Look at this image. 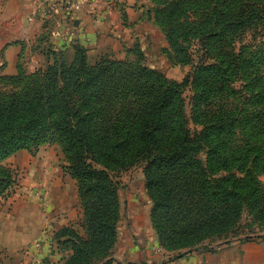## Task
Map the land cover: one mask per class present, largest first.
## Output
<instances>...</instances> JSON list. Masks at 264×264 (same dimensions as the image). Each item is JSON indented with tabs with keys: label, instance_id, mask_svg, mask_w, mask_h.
I'll list each match as a JSON object with an SVG mask.
<instances>
[{
	"label": "trees",
	"instance_id": "trees-1",
	"mask_svg": "<svg viewBox=\"0 0 264 264\" xmlns=\"http://www.w3.org/2000/svg\"><path fill=\"white\" fill-rule=\"evenodd\" d=\"M160 2L156 22L170 47L197 38L217 60L195 67L192 75L196 89L192 118L207 124L199 136L186 125L180 101L184 84L167 82L142 65L141 54L134 63L101 57L89 65L84 47L75 45L69 64L62 50L55 51L43 68L26 72L17 67L15 74L0 77L13 85L0 95V201L12 195L17 183L16 173L4 160L22 149L35 153L43 144L59 145L64 171L75 180L82 231L71 225L53 233L59 249L69 252L58 264L110 263L107 256L119 212L111 172L137 162L146 164L159 246H190L234 219L236 179L228 181L230 189L212 191L221 186H204V170L196 155L206 147L209 172L239 164L228 158L233 153L225 154L240 124V91L234 81L243 79L244 89L253 91L263 85L264 76L258 60L237 61L233 43L249 26L264 21V0ZM261 97L264 89L248 100L252 104ZM198 185L203 186L201 192ZM200 194L206 204L202 207Z\"/></svg>",
	"mask_w": 264,
	"mask_h": 264
},
{
	"label": "rangeland",
	"instance_id": "rangeland-1",
	"mask_svg": "<svg viewBox=\"0 0 264 264\" xmlns=\"http://www.w3.org/2000/svg\"><path fill=\"white\" fill-rule=\"evenodd\" d=\"M160 1L162 0H144L141 3L140 7L145 17L141 28H128L130 24H128L127 14L125 11H120L121 24L127 29H121L117 37L108 34L94 48L88 45L81 46L85 49L86 60L89 65H94L101 57L118 62L134 63L139 60L138 56L140 57L139 54H141L140 62L142 65L144 64L148 69L156 71L167 82L184 84L181 87L180 101L186 125L192 135L199 136L202 131L204 132L207 124L196 122L192 118V102L196 94L192 75L195 67L214 64L217 60L213 54L207 52L197 38H190L186 42H176L174 47H170L164 32L156 22L155 10L161 6ZM42 2L44 3L45 1ZM19 9V0H0V77L15 74L17 67L26 72L43 68L47 62L52 61V53L55 51L62 50L63 59L68 64L74 60L75 46L72 52H67L65 49L53 47L50 42L48 43V40H50L48 39V33L51 30L46 27L49 23L46 19L51 17L52 9L49 16H40L44 21L43 25L45 27L42 34L33 32L29 26L36 19L29 20L26 15L23 16L19 12ZM68 18L67 25L70 23L73 25V18L69 16ZM62 35L63 29L59 33L60 41H62ZM123 38L125 40L130 38L131 42L128 46L123 44ZM10 44L20 45V52L15 71L13 73H4L2 71L4 62L3 50ZM41 46H44V48ZM98 47L102 50H97ZM233 47V52L239 55L237 57L238 62L251 59L253 61L258 60L257 67L261 75L264 76V21L257 23L252 28L249 26V29L238 35L234 40ZM180 59L183 62H179ZM234 85L240 91L241 112L237 114L240 124L236 128L231 142L226 144L225 154L233 153L234 155L228 158L237 159L239 164L223 166L213 172H209L207 169L206 147L203 146L196 155L199 166L204 170L203 175L207 182L204 186H214L216 184L219 187L221 186V188H212V191L218 193L225 187L230 189L228 181L236 179V188L232 191L234 193V200H232L234 219L226 227H220L215 232L207 233L190 246L161 247L158 243V232L152 224L151 212L153 203L146 187L145 162H137L128 168L115 169L111 172L113 182L116 183L119 206L117 224L122 215L121 197L126 198L130 190H142L145 200L150 205L149 218L151 229L157 242L156 252L167 253L168 260H175L192 253H223L225 255L223 262L228 257L229 264L261 263L258 245L264 243V98L254 99L252 104L248 98L253 94L255 98L260 96L261 89H264V83L257 86L253 91L244 89L246 82L243 79L235 80ZM12 87L11 83L0 79L1 96L9 93ZM252 116H254L253 120ZM240 117L243 121H241ZM242 123L246 126H242ZM43 146L57 147L56 149L60 153L62 162V170L64 171V154L59 145L46 143L40 147ZM221 155H224V153ZM254 183L256 186H254ZM197 189L201 192L203 186L198 185ZM198 197L200 198L198 206H205L206 204L203 202L205 199L204 195L200 194ZM117 239L118 229L114 243L108 252L107 257L110 258V263L107 264L112 262L111 255Z\"/></svg>",
	"mask_w": 264,
	"mask_h": 264
},
{
	"label": "crops",
	"instance_id": "crops-1",
	"mask_svg": "<svg viewBox=\"0 0 264 264\" xmlns=\"http://www.w3.org/2000/svg\"><path fill=\"white\" fill-rule=\"evenodd\" d=\"M42 1L52 9L51 17L46 19L49 21L46 27L51 30L47 32L48 43L67 52H72L75 45L94 48L108 34L117 37L121 29H127L121 24L120 11L127 14L128 28H141L145 21L140 7L144 0H72L75 3L71 16L74 34L69 42H63L59 40V33L69 18L58 3L19 0V12L28 17L36 6L43 4ZM36 16L29 26L33 32L42 34L44 21ZM123 39V44L128 46L130 38ZM97 50L102 49L98 47ZM19 52L20 45L15 44L3 50L4 73L15 71ZM56 148L43 146L35 153L22 149L4 160V164L16 173L17 183L12 195L0 201V264H58L69 252L59 249L52 240L53 233L71 225L82 231L78 227L82 209L75 180L62 170ZM121 199L122 215L117 224L118 239L111 264H229L228 257L223 262V253H192L168 260L167 253L156 252L150 205L142 190H130L127 197ZM36 242L40 243L39 248L34 247ZM258 248L264 264V243Z\"/></svg>",
	"mask_w": 264,
	"mask_h": 264
},
{
	"label": "built area",
	"instance_id": "built-area-1",
	"mask_svg": "<svg viewBox=\"0 0 264 264\" xmlns=\"http://www.w3.org/2000/svg\"><path fill=\"white\" fill-rule=\"evenodd\" d=\"M52 1L58 3L60 5V7L62 8V10L65 12V14H67L70 18H72L71 17L72 11L75 8V3H73L72 0H52ZM50 13H51L50 7L46 6L45 3H43V4L36 6L35 9L33 10V12L31 13V15L28 16L27 18L29 20H31L36 15L44 17V16H49ZM73 28L74 27H73L72 23H70L64 27L63 35H62L63 42H69L72 39V36L74 34ZM34 247L39 248L40 243L36 242L34 244Z\"/></svg>",
	"mask_w": 264,
	"mask_h": 264
}]
</instances>
